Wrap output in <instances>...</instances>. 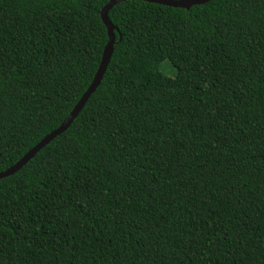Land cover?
<instances>
[{"label": "trees", "instance_id": "trees-1", "mask_svg": "<svg viewBox=\"0 0 264 264\" xmlns=\"http://www.w3.org/2000/svg\"><path fill=\"white\" fill-rule=\"evenodd\" d=\"M109 2L0 0V172L89 89ZM109 18L96 91L0 179V264H264V0Z\"/></svg>", "mask_w": 264, "mask_h": 264}, {"label": "water", "instance_id": "water-1", "mask_svg": "<svg viewBox=\"0 0 264 264\" xmlns=\"http://www.w3.org/2000/svg\"><path fill=\"white\" fill-rule=\"evenodd\" d=\"M125 0H110V2L102 9L101 17L104 24L107 27L109 34V41L104 49L103 57L99 69L95 75L94 81L90 85L87 92L82 96L80 101L77 103L73 111L69 114V116L65 119V121L61 124L59 128L48 134L41 142H39L35 147H33L20 161H18L14 166L9 169L0 172V179L4 177H8L10 175L18 172L23 166H25L35 155L43 149L48 143H50L54 138L61 135L65 132L71 124L74 122L76 117L79 115L81 110L84 108L87 101L90 99L91 95L96 91L98 86L100 85L104 74L107 70V67L111 61L112 55L114 53V47L116 43V27L112 24L109 18V11L118 3ZM147 2H153L173 7H181L190 9L193 5L196 4H204L209 2L210 0H143Z\"/></svg>", "mask_w": 264, "mask_h": 264}, {"label": "rangeland", "instance_id": "rangeland-1", "mask_svg": "<svg viewBox=\"0 0 264 264\" xmlns=\"http://www.w3.org/2000/svg\"><path fill=\"white\" fill-rule=\"evenodd\" d=\"M158 67L162 73L169 77H175L178 73L177 67L169 59L162 61Z\"/></svg>", "mask_w": 264, "mask_h": 264}]
</instances>
